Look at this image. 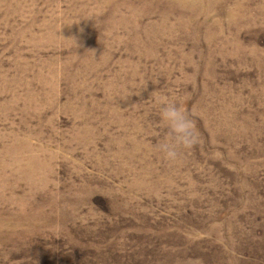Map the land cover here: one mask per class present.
Masks as SVG:
<instances>
[{"label":"rangeland","instance_id":"obj_1","mask_svg":"<svg viewBox=\"0 0 264 264\" xmlns=\"http://www.w3.org/2000/svg\"><path fill=\"white\" fill-rule=\"evenodd\" d=\"M0 264H264V0H0Z\"/></svg>","mask_w":264,"mask_h":264},{"label":"clouds","instance_id":"obj_2","mask_svg":"<svg viewBox=\"0 0 264 264\" xmlns=\"http://www.w3.org/2000/svg\"><path fill=\"white\" fill-rule=\"evenodd\" d=\"M160 104L159 116L169 129L171 139L166 138L157 147L165 158L174 160L179 156L178 148L192 147L198 135L193 120L182 107L165 99Z\"/></svg>","mask_w":264,"mask_h":264}]
</instances>
